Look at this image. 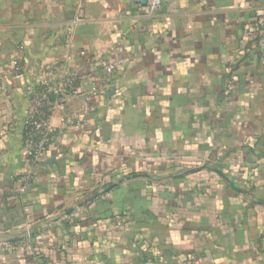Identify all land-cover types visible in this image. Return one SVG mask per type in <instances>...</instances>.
I'll return each instance as SVG.
<instances>
[{
	"label": "crops",
	"instance_id": "0c3cea01",
	"mask_svg": "<svg viewBox=\"0 0 264 264\" xmlns=\"http://www.w3.org/2000/svg\"><path fill=\"white\" fill-rule=\"evenodd\" d=\"M159 1L0 0V65L24 42L0 91V264H264V58L246 36L264 0ZM108 61L86 125L61 121L82 98L52 111L30 164L42 70L86 88Z\"/></svg>",
	"mask_w": 264,
	"mask_h": 264
},
{
	"label": "built area",
	"instance_id": "2783aa9c",
	"mask_svg": "<svg viewBox=\"0 0 264 264\" xmlns=\"http://www.w3.org/2000/svg\"><path fill=\"white\" fill-rule=\"evenodd\" d=\"M159 0H151V8H155ZM78 19V13L72 20ZM246 36L253 40L259 48L260 55L264 58V13L254 10L248 19ZM24 42L20 43L19 49L13 54L10 62L0 65V91L3 88V73L9 72L17 76L23 70L22 50ZM84 55V52H81ZM117 70V63L108 61L96 68L91 69L88 74L86 88H83L82 71H66L60 64H53L42 70L40 77L33 87L26 108L24 121L22 123V146L26 158L30 164L36 166L38 158L50 147L52 138L57 127L51 121V112L64 110L67 102L79 97L85 101V106L80 111H72L63 115L62 123L68 127H84L87 123V115L95 107L98 97L110 92L113 87V76ZM4 130L0 129V140ZM21 181V189L25 187ZM120 223V218H116Z\"/></svg>",
	"mask_w": 264,
	"mask_h": 264
},
{
	"label": "trees",
	"instance_id": "16d2710c",
	"mask_svg": "<svg viewBox=\"0 0 264 264\" xmlns=\"http://www.w3.org/2000/svg\"><path fill=\"white\" fill-rule=\"evenodd\" d=\"M251 18V14H250V16H249V19ZM247 27V26H246Z\"/></svg>",
	"mask_w": 264,
	"mask_h": 264
},
{
	"label": "rangeland",
	"instance_id": "374dc122",
	"mask_svg": "<svg viewBox=\"0 0 264 264\" xmlns=\"http://www.w3.org/2000/svg\"><path fill=\"white\" fill-rule=\"evenodd\" d=\"M23 58V57H22Z\"/></svg>",
	"mask_w": 264,
	"mask_h": 264
}]
</instances>
